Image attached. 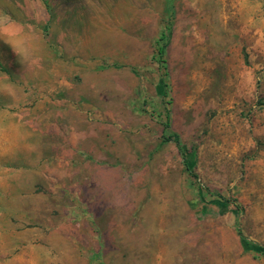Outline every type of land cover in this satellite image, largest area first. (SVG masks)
Listing matches in <instances>:
<instances>
[{
  "label": "rangeland",
  "instance_id": "1",
  "mask_svg": "<svg viewBox=\"0 0 264 264\" xmlns=\"http://www.w3.org/2000/svg\"><path fill=\"white\" fill-rule=\"evenodd\" d=\"M0 264H264V0H0Z\"/></svg>",
  "mask_w": 264,
  "mask_h": 264
},
{
  "label": "trees",
  "instance_id": "2",
  "mask_svg": "<svg viewBox=\"0 0 264 264\" xmlns=\"http://www.w3.org/2000/svg\"><path fill=\"white\" fill-rule=\"evenodd\" d=\"M170 8L171 7L168 4V7L166 9V13H167L168 19H170L172 14H173V12H172V10ZM170 31H171V27H170V24H168L164 28V30L160 33V35L158 36V38L156 40L157 48H156L155 56H156L157 62L159 63L160 68L163 69V70L165 68L164 55H165V52H166V43L168 41ZM165 75L166 74H164L163 76H165ZM169 118H170L169 114L167 113L165 115V122L163 124V130H168L169 129V127H170ZM164 141L165 142H169V141H171V138L170 137L164 138ZM173 142H174V144L176 145V147H177V149L179 151V154H180V157H181V163H182V166L184 167L185 171L189 172L191 174V176L196 178L190 172V169H189L187 161H186L185 154H184V152H183V150H182V148L180 146V143L178 142L177 139H175ZM226 202H229V200H226Z\"/></svg>",
  "mask_w": 264,
  "mask_h": 264
}]
</instances>
